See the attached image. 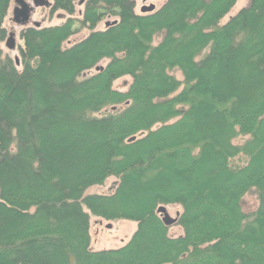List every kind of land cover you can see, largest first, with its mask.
Instances as JSON below:
<instances>
[{
    "label": "trees",
    "instance_id": "trees-1",
    "mask_svg": "<svg viewBox=\"0 0 264 264\" xmlns=\"http://www.w3.org/2000/svg\"><path fill=\"white\" fill-rule=\"evenodd\" d=\"M51 1L63 23L23 28L18 64L0 48V264H264V0L225 23L236 0ZM90 214L137 227L94 250Z\"/></svg>",
    "mask_w": 264,
    "mask_h": 264
},
{
    "label": "rangeland",
    "instance_id": "rangeland-1",
    "mask_svg": "<svg viewBox=\"0 0 264 264\" xmlns=\"http://www.w3.org/2000/svg\"><path fill=\"white\" fill-rule=\"evenodd\" d=\"M135 8L134 11L137 14H141L140 8L143 5L153 4L155 8L161 7V5L166 0H134ZM27 2L34 8V12L30 15V22L26 25H21L16 23L13 19L12 8L15 5L12 1L7 12V15L3 22V28L5 29V36L3 40L0 41V48L2 52L8 55L11 58L19 57V48L23 46V41L20 38V32L26 26H34L36 23H39V26H51L63 23L68 15L62 10H57L51 12L52 1L47 0L48 6L45 7H34L32 0H27ZM249 0H236L234 5L231 7L229 12L222 18L221 23H225L230 16L237 13L242 7L248 4ZM83 9V2L81 0H76L75 2V13L72 15L75 18H79L80 11ZM111 17H107L100 21L95 30H101L105 27V22L111 21ZM38 26V27H39ZM13 33L14 37V48L10 49L5 45L6 39L9 36V33ZM90 32L89 29H81L79 32L74 35L71 41H75ZM158 40V39H157ZM70 41H68L69 43ZM67 45V42H66ZM107 60H103L100 63V66L105 65ZM93 72V69L88 71L85 75H89ZM175 75L178 78H181L180 72L175 70ZM131 83V77L129 75H124L116 79L112 86L114 89L119 91L127 90L129 84ZM237 142V139L235 140ZM117 184V178L114 176H108L104 183L101 185H93L86 189L85 193H98V194H107L114 190L115 185ZM243 209L247 212L252 211L256 207L257 201L254 195H246L243 199ZM165 211L171 218L181 211V207L177 204H169L165 206ZM110 224V226H108ZM137 224L135 221L130 219L118 218L115 220H100L96 216L90 214V246L94 250L100 249H112L122 246L125 242L129 240L132 233L135 231ZM183 233V230L177 224H173L169 227L168 235L169 236H178Z\"/></svg>",
    "mask_w": 264,
    "mask_h": 264
},
{
    "label": "water",
    "instance_id": "water-1",
    "mask_svg": "<svg viewBox=\"0 0 264 264\" xmlns=\"http://www.w3.org/2000/svg\"><path fill=\"white\" fill-rule=\"evenodd\" d=\"M14 4H15V8L12 10V15H13V19L16 23L19 24H24L29 20L30 17V10H31V6L30 4L27 2V0H13ZM33 6H43L48 4L47 0H32ZM155 6L153 4H149V5H143L140 8V12L141 13H150L152 11H154ZM111 23H115V21H107L105 22V26L110 25ZM36 27L39 26V23H36L35 25ZM5 45L10 48L13 49L14 48V37H13V33L10 32L8 38L6 39ZM16 64H18V57L14 58ZM99 66L95 67V70H98ZM135 137L132 136L129 138V140H133ZM159 210H161L162 212H164L165 214V222L167 223H171L173 222V218L169 217V215L166 213L165 208L161 207ZM110 226V224L108 225Z\"/></svg>",
    "mask_w": 264,
    "mask_h": 264
},
{
    "label": "flooded vegetation",
    "instance_id": "flooded-vegetation-1",
    "mask_svg": "<svg viewBox=\"0 0 264 264\" xmlns=\"http://www.w3.org/2000/svg\"><path fill=\"white\" fill-rule=\"evenodd\" d=\"M82 2H83V0H81ZM45 6H48V4H46V5H43V6H34V7H45ZM52 7V6H51ZM15 8V5L13 6V8H12V10ZM34 12V8L31 6V10H30V15L32 14ZM30 18V17H29ZM30 22V20H28L26 23H24V24H21V25H26V24H28ZM36 25V24H35ZM34 25V26H35ZM26 27H29V26H26ZM25 27V28H26Z\"/></svg>",
    "mask_w": 264,
    "mask_h": 264
}]
</instances>
